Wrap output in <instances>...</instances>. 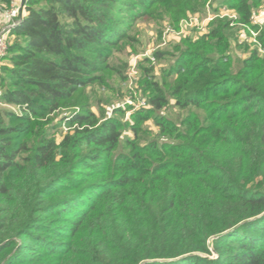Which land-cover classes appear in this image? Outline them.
Instances as JSON below:
<instances>
[{
  "label": "trees",
  "instance_id": "obj_1",
  "mask_svg": "<svg viewBox=\"0 0 264 264\" xmlns=\"http://www.w3.org/2000/svg\"><path fill=\"white\" fill-rule=\"evenodd\" d=\"M204 1L24 0L0 63V104L18 110L0 108V264H264V55L235 67L220 20L177 45L170 80L143 82L129 122L85 94L137 20ZM260 1L221 3L249 25Z\"/></svg>",
  "mask_w": 264,
  "mask_h": 264
},
{
  "label": "rangeland",
  "instance_id": "obj_2",
  "mask_svg": "<svg viewBox=\"0 0 264 264\" xmlns=\"http://www.w3.org/2000/svg\"><path fill=\"white\" fill-rule=\"evenodd\" d=\"M20 6L21 0H14L8 7L0 3V29L9 23L5 13L8 14L9 10L20 8ZM254 9L255 17L249 25L240 24L235 9L229 4L221 3V0H205L199 10L187 11L173 22L167 17L137 20L128 30V36H130L128 43L127 41L119 43L120 49L114 50L108 58L113 71L108 76L109 70L104 71L105 84H95L86 88L85 94L88 96L91 109L98 115L101 111H105L104 118H109L115 116L113 110L116 107L122 108L121 118L129 122L132 114L148 106L146 102L148 92L143 90V82L153 80L161 83L164 80H170L171 76L166 74L179 52L177 45L185 38L197 39L220 20L228 22L230 41L228 54L234 60L235 67L239 59L249 56L253 50L264 55V40L260 39L264 32V0H261ZM12 40L9 39V42ZM6 52L5 50L0 54V63L4 62L3 57ZM158 52L164 53L160 59L156 57ZM0 108L18 111L17 108L3 104H0ZM79 109L78 106L60 109L48 127V136L55 137L59 141L67 132V127L59 122L60 117ZM166 113L171 117L179 115V111L173 107H169ZM143 126L148 130H158L151 119L147 120ZM214 238L208 241L211 251ZM209 256L215 257L216 254L212 252Z\"/></svg>",
  "mask_w": 264,
  "mask_h": 264
},
{
  "label": "built area",
  "instance_id": "obj_3",
  "mask_svg": "<svg viewBox=\"0 0 264 264\" xmlns=\"http://www.w3.org/2000/svg\"><path fill=\"white\" fill-rule=\"evenodd\" d=\"M21 10L22 8L20 6V8L17 7L16 9L9 10L8 14L5 13V17L9 21V23L5 27L0 29V54L4 53L7 48V35L9 33V30L22 22ZM254 17L255 16L252 17V20L254 19Z\"/></svg>",
  "mask_w": 264,
  "mask_h": 264
},
{
  "label": "water",
  "instance_id": "obj_4",
  "mask_svg": "<svg viewBox=\"0 0 264 264\" xmlns=\"http://www.w3.org/2000/svg\"><path fill=\"white\" fill-rule=\"evenodd\" d=\"M23 3H24V0H21V6L23 5Z\"/></svg>",
  "mask_w": 264,
  "mask_h": 264
}]
</instances>
